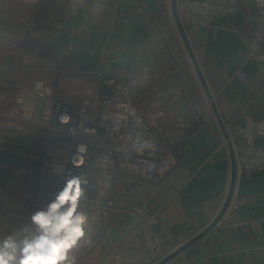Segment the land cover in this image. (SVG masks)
<instances>
[{
	"label": "crops",
	"instance_id": "crops-1",
	"mask_svg": "<svg viewBox=\"0 0 264 264\" xmlns=\"http://www.w3.org/2000/svg\"><path fill=\"white\" fill-rule=\"evenodd\" d=\"M40 1L0 0V109H8L10 97L33 79L34 72L24 69L32 64L77 71L41 74L44 79L54 77L57 90L74 97H87L100 80L99 72L114 71L136 92L180 84L185 101L177 106L178 113L186 115L208 105L172 21L170 0H64L61 13L39 10ZM255 17L253 0H238L237 11L214 18L212 27L186 29L235 147L241 142L238 131L246 116L264 119L263 79L257 63L244 61L242 42ZM239 68L246 79L237 77ZM35 88L32 85L30 92ZM100 90L106 96L113 94L109 85ZM160 131L163 144H168L172 138L165 128ZM255 144L264 148V136ZM42 150L41 143L6 136V146L0 149V229L27 222L32 210L25 207L23 194L39 175ZM170 159L155 204L159 207L155 230L166 253L212 220L227 191L228 148L213 114L171 151ZM19 167L30 176L18 178ZM232 200L240 205L166 264H264V168L237 171ZM118 206L94 225V247L79 256V264H109L100 257L117 244L130 223L129 214L123 212L130 204L121 199Z\"/></svg>",
	"mask_w": 264,
	"mask_h": 264
},
{
	"label": "built area",
	"instance_id": "built-area-1",
	"mask_svg": "<svg viewBox=\"0 0 264 264\" xmlns=\"http://www.w3.org/2000/svg\"><path fill=\"white\" fill-rule=\"evenodd\" d=\"M253 4L255 25L242 35L244 61L258 64L264 90V4L260 0H253ZM237 9L238 0H177L181 23L193 31L212 27L214 18L227 17ZM24 69L33 71L34 77L10 97L8 109H0V149L6 146L7 135L43 146L39 175L23 194L25 207L35 210L41 206L42 198L50 199L67 177L81 175L88 181L85 203L93 214L94 225L118 210L119 200L125 199L131 206L123 210L129 214V225L117 244L100 257L101 262L155 264L166 254L164 241L155 230L158 185L172 165L171 151L211 118L209 104L186 115L178 113L177 106L185 101L180 84H162L136 92L114 71L99 72L100 80L89 95L74 97L59 92L54 77L44 79L41 74L77 71L33 64ZM236 75L241 80L247 78L242 68ZM32 85H36L33 93ZM101 85L111 86L113 94L103 95ZM162 128L172 138L166 145L160 135ZM238 135L239 146L232 145L237 171L263 169L264 148L255 140L264 136V119L255 121L246 116ZM17 176L25 178L30 173L19 167ZM239 205L238 200H231L227 211ZM18 217L25 220L23 215ZM92 235L93 232L79 256L94 247Z\"/></svg>",
	"mask_w": 264,
	"mask_h": 264
},
{
	"label": "clouds",
	"instance_id": "clouds-1",
	"mask_svg": "<svg viewBox=\"0 0 264 264\" xmlns=\"http://www.w3.org/2000/svg\"><path fill=\"white\" fill-rule=\"evenodd\" d=\"M87 185L81 175L67 177L25 224L0 229V264H79L78 253L94 231Z\"/></svg>",
	"mask_w": 264,
	"mask_h": 264
},
{
	"label": "water",
	"instance_id": "water-1",
	"mask_svg": "<svg viewBox=\"0 0 264 264\" xmlns=\"http://www.w3.org/2000/svg\"><path fill=\"white\" fill-rule=\"evenodd\" d=\"M170 13H171L172 21L178 33V36L184 47L186 55L192 65L193 71L200 84L202 92L204 93V96L209 104L212 114L219 126V129L222 132L223 138L226 141V145L228 148V155H229L230 170H229V183H228L227 191L225 193V196L223 198V201L217 213L212 218V220L205 227H203L200 231L193 234L186 241H184L183 243L179 244L177 247L173 248L168 253H166L155 264H166L167 262L175 258L178 254H180L181 252H183L184 250H186L187 248H189L190 246L198 242L200 239H202L208 232H210L214 228V226L221 220V218L224 216V214L226 213L228 209V206L233 197L234 187H235V182H236V177H237V165H236V160H235V151L229 139L228 132L226 131L225 126L221 120L218 109L214 103L213 95L207 85V82L198 64L195 53L191 47L186 29L180 21V18L177 12V0H170Z\"/></svg>",
	"mask_w": 264,
	"mask_h": 264
},
{
	"label": "rangeland",
	"instance_id": "rangeland-1",
	"mask_svg": "<svg viewBox=\"0 0 264 264\" xmlns=\"http://www.w3.org/2000/svg\"><path fill=\"white\" fill-rule=\"evenodd\" d=\"M52 4L53 6H55L54 8L51 7ZM63 7H64V0H43L40 1L39 4V8H40L39 10H43L44 8H52L54 9V11L56 10V12L58 13H61L63 11Z\"/></svg>",
	"mask_w": 264,
	"mask_h": 264
}]
</instances>
